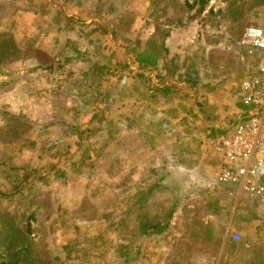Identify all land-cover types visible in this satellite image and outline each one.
<instances>
[{
  "label": "rangeland",
  "instance_id": "374dc122",
  "mask_svg": "<svg viewBox=\"0 0 264 264\" xmlns=\"http://www.w3.org/2000/svg\"><path fill=\"white\" fill-rule=\"evenodd\" d=\"M82 1H86L85 6L79 12L71 8L72 13L84 19L92 11L101 17L102 28L98 31L111 33L113 45L126 48V57L123 51L113 49L105 59L116 66L105 71V77L111 80L119 78L118 63L126 64L120 76L127 82L108 87L107 97L112 96L113 101L119 102L122 96L129 106L135 105V96L141 94L135 80L149 76L139 73H146L141 68L146 65L135 58L145 55L141 49L149 34L157 46L164 39L166 49L159 48L152 60L165 62L166 58L168 77L184 83L198 105L204 90L212 92L216 87L231 90L236 98L243 75L264 59L263 52L248 55L238 45L245 27L264 22V0H209L200 13L197 5L190 7L192 0H72L79 4ZM53 3L59 0H0V31L11 33L13 39L14 35L19 39L23 28L29 31L15 41L23 50L21 59H0V229L9 219L20 230L29 226L27 233L35 256L31 264H143L141 257L144 264L176 263V257H184V244L202 235V226H193L191 217L184 212L192 201L183 197L182 183L176 176L173 195L169 191L174 190V182H169L173 176L163 170L155 194L144 199V205L137 210L140 200L135 184L120 180L119 167L73 166L71 159L62 158L71 151L62 143L74 145L78 137L73 134L79 129L73 131V125L64 128L56 113L65 103L75 108L71 95H81L85 101L89 97L91 101L93 95L100 98L104 90L98 87L100 82L88 89L77 70L57 68L64 56L76 55L74 47L85 43L72 42L70 34L64 35L69 39L64 46L58 38L53 42L60 25L69 31H75L76 25L83 26L75 23L74 17L63 22L61 12L51 7ZM30 7L37 10V17L23 16ZM17 14L22 17L21 24L15 18ZM27 21H31L29 26ZM167 31L169 35L174 33L170 44L169 35L164 37ZM99 57L92 60L101 62L102 54ZM37 67L47 71H35ZM155 75V79L159 78ZM85 101L82 99V104ZM85 128L81 138L87 135ZM78 154H86L82 146ZM62 160L64 163H59ZM82 169H92L93 176H85ZM134 170L135 167L129 169L131 179ZM124 184L129 188L126 195L120 189ZM142 222L144 227L159 223L163 228L144 230L140 228ZM204 229H208L206 225ZM124 250L126 263L120 255ZM153 256L159 259L157 263Z\"/></svg>",
  "mask_w": 264,
  "mask_h": 264
},
{
  "label": "crops",
  "instance_id": "0c3cea01",
  "mask_svg": "<svg viewBox=\"0 0 264 264\" xmlns=\"http://www.w3.org/2000/svg\"><path fill=\"white\" fill-rule=\"evenodd\" d=\"M85 3L86 1L79 4L72 0H59V3L51 5L53 10L61 12L63 22L68 17H74L72 20L75 23L83 25L82 28L74 26L75 31H69L63 24L60 25L57 27V33L53 34L55 36L53 42L56 43L58 40L59 44L64 46L69 40L64 35L70 34L74 37L72 42L85 43L83 46L74 47L76 55L64 56L57 68L77 70L81 82H85L88 89L100 82L98 87L101 86V90H104L100 98L93 95L91 101H88L89 97L85 101L81 95H71L76 103L75 108L70 109V105L65 103L56 113L62 118L61 125L64 128L66 125H73V131L79 129L73 134L78 137L74 145L62 143L66 149L71 150L67 155L63 154V160L71 159L73 166L87 164L92 167L104 165H110L111 168L115 165L119 167L117 171L120 180L135 184L137 199L140 200L137 202V210L144 205V199L155 194L156 182L163 170L167 175L174 177L169 181L174 182V190H169L173 195L176 190L175 180H179L182 183L180 190L184 191L183 197L192 201L185 206L184 212L191 217L193 226H202V235L185 243L183 259L178 256L176 263H172L171 261L175 259L171 258L169 262L172 264H264V195L262 198H251L245 194L237 198L228 196L227 187L220 185L216 180L219 163L210 141L212 135L232 127L247 116V108L238 100L239 84L237 99L233 97L231 90L224 91L216 87L212 92L204 90L198 105L191 97L192 93L185 90L184 83L168 77L166 58L165 62L163 60L159 62L155 58L150 65L146 61L138 62L146 65L141 67L146 73L139 71L141 68L138 70L139 73L149 77L140 76V79L135 80L137 92L141 93L135 96V105L131 103L129 106L127 98L124 99L122 96L118 97L119 102L113 101L112 96L107 97V90H110L108 87L127 82L120 76L122 70H126V64L118 63L116 71L120 70L119 78L111 80L105 77V71L109 72L116 66L109 63V58L107 61L105 59L113 49L123 51L126 57V48L119 44L114 46L111 33L98 31L102 28L101 17L91 11L82 19L75 11L72 13L70 10L76 8L79 12ZM37 15L38 12L33 7L28 8L23 14L27 18L32 16L35 18ZM16 17L20 23L22 17L18 14ZM30 22L27 21V26ZM256 26L264 27V22ZM25 30L23 28L22 34L18 32L19 39L14 35L16 42L29 34V31ZM45 33L49 37L48 32ZM173 34L168 36V44ZM149 36L150 34L146 37V42ZM49 43L48 39L47 44ZM145 47L146 45L141 49L144 54ZM61 50L64 52V48ZM255 51L264 53V50ZM101 54V62L92 60L94 56L100 58ZM36 70L47 71L38 67ZM48 70L51 72V67ZM155 74H158L159 78L155 79ZM228 86L230 88V84ZM221 94L223 97L220 99ZM82 99L85 101L84 104ZM178 102L180 104H177ZM108 103L118 107L111 108ZM85 126L87 135L81 138L82 128ZM63 130L67 133L65 129ZM81 146L86 152L84 156L78 154ZM63 160L59 163H64ZM132 167H135L133 180L131 179L133 175H128ZM82 170L85 176H93L92 169ZM172 171H176V175L175 172L172 174ZM262 182L264 184V177ZM120 189H124L126 195L129 188L124 184ZM173 201L175 202V197ZM124 209L127 210L126 205ZM205 225L208 228L206 230ZM233 234L238 235L239 239H233ZM169 258L167 255V260H170ZM139 260L144 264V257ZM152 260L155 263L159 261L155 256ZM136 262L138 263V259Z\"/></svg>",
  "mask_w": 264,
  "mask_h": 264
},
{
  "label": "built area",
  "instance_id": "2783aa9c",
  "mask_svg": "<svg viewBox=\"0 0 264 264\" xmlns=\"http://www.w3.org/2000/svg\"><path fill=\"white\" fill-rule=\"evenodd\" d=\"M248 55L264 50V27L249 25L238 40ZM240 103L247 116L232 127L211 136L218 158L216 180L227 187L226 194L251 198L264 195V59L241 78L238 86ZM239 239L236 234L232 235Z\"/></svg>",
  "mask_w": 264,
  "mask_h": 264
},
{
  "label": "trees",
  "instance_id": "16d2710c",
  "mask_svg": "<svg viewBox=\"0 0 264 264\" xmlns=\"http://www.w3.org/2000/svg\"><path fill=\"white\" fill-rule=\"evenodd\" d=\"M209 0H192L190 7L194 5L198 6L197 12H202L207 5ZM187 2V1H185ZM188 4V3H187ZM157 27H155L156 29ZM165 38L169 35L167 31L164 34ZM155 39L149 38L146 42L145 55H138L135 60L137 62L146 61L147 63L152 64V55L158 52V49L161 48L166 51L164 45V39H160L159 45H155ZM160 50V49H159ZM144 52V51H143ZM23 57V50L16 44L15 40L11 33L6 31H0V59L3 58H13L21 59ZM151 59V60H150ZM155 59V58H154ZM29 173H26L24 177L27 178ZM9 221V222H8ZM6 220L1 225L0 229V264H31V261L35 258L33 255V249L28 237L30 230L26 229L20 230L15 225V222L12 220ZM7 223V224H6ZM142 229H151V230H161L163 225L157 223L152 224L151 226H145L142 224ZM146 233H142L144 235ZM127 251H121L120 255L123 257V262H128L126 257ZM34 262V261H33ZM32 262V263H33Z\"/></svg>",
  "mask_w": 264,
  "mask_h": 264
}]
</instances>
